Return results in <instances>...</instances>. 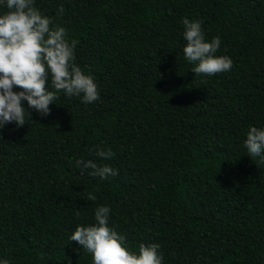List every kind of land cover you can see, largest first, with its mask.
<instances>
[{"label": "trees", "instance_id": "obj_1", "mask_svg": "<svg viewBox=\"0 0 264 264\" xmlns=\"http://www.w3.org/2000/svg\"><path fill=\"white\" fill-rule=\"evenodd\" d=\"M34 6L75 41L100 98L57 92L49 115L28 109L25 125L0 128V264H93L70 236L102 205L123 246L157 243L162 264H264V160L244 143L250 126L264 128V0ZM184 18L201 21L206 41L220 37L230 71L191 70ZM78 160L119 175L92 176Z\"/></svg>", "mask_w": 264, "mask_h": 264}, {"label": "clouds", "instance_id": "obj_2", "mask_svg": "<svg viewBox=\"0 0 264 264\" xmlns=\"http://www.w3.org/2000/svg\"><path fill=\"white\" fill-rule=\"evenodd\" d=\"M6 11L0 13V128L15 122L17 127L31 117L28 109L40 116H47L49 105L55 102L57 92L67 97H82V103L97 101L100 96L97 84L90 74H85L75 63V41L66 38L65 28H50L52 20L34 6V0H0ZM61 6L59 14H63ZM183 48L187 61L195 64L191 70L196 74L212 76L230 71L233 62L228 56H217L221 39L205 40L200 20H182ZM50 79V86L46 82ZM14 86L20 91H14ZM50 89H54L50 90ZM27 101V108L22 104ZM249 157L259 156L264 160V128L250 126L245 140ZM97 156L111 159L115 154L98 147ZM83 169H91L90 175L106 179L117 176V169L107 164L98 166L92 160L76 162ZM87 199L95 201L96 196L88 193ZM110 207L95 209L96 223L87 227L78 226L70 236L92 254L93 264H162L163 256L158 254L160 245L140 244L139 254L130 252L123 242L125 237L108 226ZM79 215V212H77ZM3 264H8L4 261Z\"/></svg>", "mask_w": 264, "mask_h": 264}]
</instances>
